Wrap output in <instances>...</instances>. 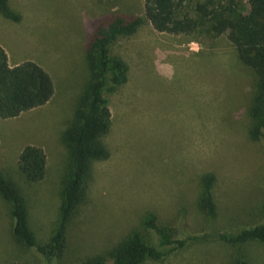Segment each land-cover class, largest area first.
I'll return each mask as SVG.
<instances>
[{
    "label": "rangeland",
    "instance_id": "obj_1",
    "mask_svg": "<svg viewBox=\"0 0 264 264\" xmlns=\"http://www.w3.org/2000/svg\"><path fill=\"white\" fill-rule=\"evenodd\" d=\"M8 1L20 15L18 22L0 15V43L9 64L32 60L54 86L46 104L0 118V171L23 191L39 242L52 229L60 179L69 162L61 133L87 79L86 39L105 15L142 18L133 34L111 46L128 72L126 82L109 95L111 124L102 137L108 156L92 162L84 201L67 229V248L55 264H80L94 255L111 264L108 252L132 231L157 245L163 228L175 237L202 236L259 221L264 143L247 135L257 79L225 33L214 36L204 27L188 35L157 32L143 16L142 0ZM206 1L180 0L179 15L197 17L196 3ZM212 1H230L242 13L249 7L248 0ZM27 144L40 146L46 155L45 175L32 184L23 183L17 172V156ZM206 173L215 175L217 215L211 221L196 203L199 179ZM150 214L155 226L148 232L143 223ZM163 251V260L141 264H228L237 253L264 264V243L259 242L233 248L218 240L196 241ZM34 259L11 237L8 210L0 199V264H35Z\"/></svg>",
    "mask_w": 264,
    "mask_h": 264
},
{
    "label": "trees",
    "instance_id": "obj_2",
    "mask_svg": "<svg viewBox=\"0 0 264 264\" xmlns=\"http://www.w3.org/2000/svg\"><path fill=\"white\" fill-rule=\"evenodd\" d=\"M143 16L157 32L192 34L199 27L212 35L225 33L234 46L238 59L250 67L257 79V91L249 109L252 125L248 137L264 143V0H248L247 12L212 0L197 2V17L179 15L180 0H142ZM0 15L13 22L20 15L12 10L8 0H0ZM142 23L138 15L108 14L94 25L83 48L87 79L75 103L73 116L61 133L68 149L69 162L60 179L59 204L48 238L39 242L30 227L28 205L18 184L0 171V199L5 203L10 218L11 237L24 251L30 253L35 264H55L61 261L67 248V229L78 207L84 201V189L91 173L93 161L108 156L102 137L111 124L109 95L116 92L127 80L128 67L111 46L120 38L133 34ZM54 93L47 71L32 60L10 65L5 50L0 46V118H14L19 114L46 104ZM46 171V155L34 144L25 145L17 156V172L25 184L41 181ZM215 175L206 173L199 179L197 207L209 221L217 215L213 194ZM259 221L237 224L228 231L185 234L175 237L170 228L158 230L157 245L144 242L137 231H132L108 252L111 264H141L146 259L161 261L166 257L165 247L180 250L196 241L218 240L233 248L250 243H264V204ZM155 216L150 214L143 226L153 231ZM40 259V261H39ZM1 264H20L5 261ZM80 264H106L103 255H94ZM228 264H254L236 254Z\"/></svg>",
    "mask_w": 264,
    "mask_h": 264
},
{
    "label": "crops",
    "instance_id": "obj_3",
    "mask_svg": "<svg viewBox=\"0 0 264 264\" xmlns=\"http://www.w3.org/2000/svg\"><path fill=\"white\" fill-rule=\"evenodd\" d=\"M0 46H2L1 45V43H0ZM3 47V46H2ZM4 49V48H3ZM5 50V49H4ZM6 52V51H5ZM7 54V53H6ZM19 62H21V61H19ZM19 62H17V63H19ZM9 63V62H8ZM17 63H14V64H17ZM14 64H12V65H14ZM11 65V64H10Z\"/></svg>",
    "mask_w": 264,
    "mask_h": 264
}]
</instances>
